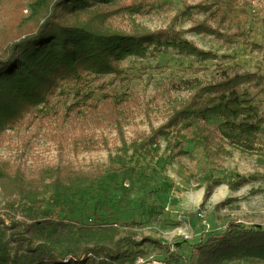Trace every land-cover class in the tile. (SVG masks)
<instances>
[{"label": "trees", "instance_id": "obj_1", "mask_svg": "<svg viewBox=\"0 0 264 264\" xmlns=\"http://www.w3.org/2000/svg\"><path fill=\"white\" fill-rule=\"evenodd\" d=\"M121 1L30 0L29 19L0 35V148L16 144L24 153L43 138L59 154L66 144L73 153L88 152L97 145L92 133L111 125L123 135V121L141 105L124 83V60L155 58L168 49L203 62L216 59L188 41L185 31L127 34L107 29L102 20L110 12L103 8ZM133 1L135 7L153 5L152 0ZM146 9L136 8L138 13ZM182 14L192 23L191 32L220 41L247 17L229 0L187 6ZM251 47L264 54L262 45ZM169 86V97L185 91L187 96L171 103L167 122L143 136L145 145L158 151L164 138L174 158L195 160L187 150L193 145L212 163L227 154V147L264 156V110L259 103L264 75L239 65L221 66L207 80ZM10 161L0 159V201H6L5 209L23 200L27 206L24 221L0 214V264H137L147 246L171 252L170 245L137 239L133 231L94 219L90 222L95 224L57 221L43 210L48 198L54 209L73 215L91 193L116 182L122 174L114 169L85 171L69 162L36 167L28 174L22 164ZM122 171L130 173L125 166ZM208 173L203 178L208 182L205 200L220 185L237 190L249 183L239 175L233 183ZM191 249L187 260L174 252L164 264H264V228L231 221Z\"/></svg>", "mask_w": 264, "mask_h": 264}, {"label": "rangeland", "instance_id": "obj_2", "mask_svg": "<svg viewBox=\"0 0 264 264\" xmlns=\"http://www.w3.org/2000/svg\"><path fill=\"white\" fill-rule=\"evenodd\" d=\"M29 1L0 0V35L29 19ZM206 1L212 0H152L151 6L140 3L135 7L133 0H125L103 8V12H110L102 20L107 29L127 34L181 30L186 32L188 41L216 55L215 60L203 62L168 49L155 58L124 60V83L136 92L141 105L123 121V135L107 125L91 134L96 135L97 145L82 153H73L66 144L67 150L59 154L55 146L43 138L36 139L24 153L16 144L0 148V159L22 164L28 174L36 167L69 162L80 170L99 168L111 172L114 169L122 174L116 182H108L105 191L91 193L73 215L54 209L48 198L43 210L50 211L57 221L95 224V221L90 222L94 219L119 231H133L137 239L150 237L163 246L170 245V253L147 246V254L142 257L144 264H164L172 253H180L187 260L192 246L209 235L221 233L231 221L264 228V156L227 147V154L212 163L193 145L187 150L193 153L195 160L174 158L164 138L159 139L158 151L143 143L144 135L167 122L171 103L187 96L185 91L172 92L169 97L166 90L170 83L194 78L207 80L221 66L239 65L244 71L264 75V54L251 47L252 44L264 47V0H229L238 10H244L247 17L239 27L226 32L222 41L191 32L192 23L183 17L184 8ZM136 8L147 9L138 13ZM197 18L202 19L200 15ZM259 103L264 110V98ZM122 166L130 173L120 172ZM207 172L220 181L234 183L235 175H239L249 178V183L237 190L220 185L211 198L205 200L208 182L203 178ZM5 202L0 201V214L25 220L27 204L24 200L15 208L7 209Z\"/></svg>", "mask_w": 264, "mask_h": 264}, {"label": "built area", "instance_id": "obj_3", "mask_svg": "<svg viewBox=\"0 0 264 264\" xmlns=\"http://www.w3.org/2000/svg\"><path fill=\"white\" fill-rule=\"evenodd\" d=\"M137 264H144V260L142 258H138Z\"/></svg>", "mask_w": 264, "mask_h": 264}]
</instances>
